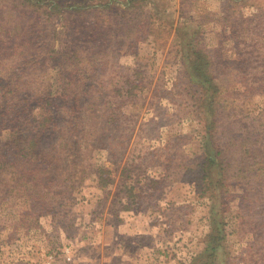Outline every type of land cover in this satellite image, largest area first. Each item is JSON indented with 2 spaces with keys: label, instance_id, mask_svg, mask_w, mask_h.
Masks as SVG:
<instances>
[{
  "label": "rangeland",
  "instance_id": "obj_1",
  "mask_svg": "<svg viewBox=\"0 0 264 264\" xmlns=\"http://www.w3.org/2000/svg\"><path fill=\"white\" fill-rule=\"evenodd\" d=\"M33 2V50L0 45V264H264V0Z\"/></svg>",
  "mask_w": 264,
  "mask_h": 264
},
{
  "label": "trees",
  "instance_id": "obj_2",
  "mask_svg": "<svg viewBox=\"0 0 264 264\" xmlns=\"http://www.w3.org/2000/svg\"><path fill=\"white\" fill-rule=\"evenodd\" d=\"M11 11L10 15L7 17L9 20V24H5V21L1 19L0 16V45L7 47L8 50L6 51H16L21 50V55L24 54V50H33L29 43L33 44L36 41V36L41 31V22L35 21L33 24H25L21 23V20H26L28 14L30 11H26L29 8L27 7L28 3H31L34 7V11H38L39 3L40 2H33V0H11ZM4 5L3 7H5ZM1 14V13H0ZM41 21H43V17L41 18ZM1 48V46H0ZM35 49V48H34ZM2 61H5V58H0ZM195 70H199L198 68H195ZM202 73V72H201ZM204 78L205 75H202ZM213 104V102H211ZM214 105V104H213ZM53 114L57 115L54 110ZM17 132L16 135L21 142H23V137H20ZM20 142V143H21ZM220 156L219 152H210L206 156V162H209V164H206L205 167H211L212 164L216 161L217 157ZM8 164V161L4 160L0 163V169H4Z\"/></svg>",
  "mask_w": 264,
  "mask_h": 264
},
{
  "label": "crops",
  "instance_id": "obj_3",
  "mask_svg": "<svg viewBox=\"0 0 264 264\" xmlns=\"http://www.w3.org/2000/svg\"><path fill=\"white\" fill-rule=\"evenodd\" d=\"M147 234L146 235H150L149 231H146ZM144 245H136V248L135 250L132 252V254H139V257H137L138 261H140L141 263H144V264H167L166 262H160L159 260H156V259H153L152 258V252H154V248L150 247L151 245L149 246H144ZM137 250V253H135ZM131 251V250H130ZM118 253V257L119 259H129L131 262L135 261L136 259V255H132L128 248L126 246H121L120 247V250L117 252ZM141 253V254H140ZM131 254V256H130ZM155 254V253H154ZM153 254V255H154ZM125 257V258H124ZM132 257V258H131ZM154 260L156 261V263L154 262ZM139 264V263H138Z\"/></svg>",
  "mask_w": 264,
  "mask_h": 264
}]
</instances>
